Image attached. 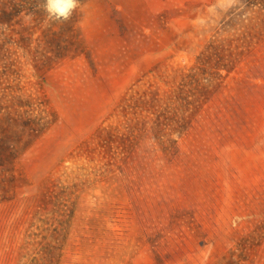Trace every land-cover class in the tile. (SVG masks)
I'll list each match as a JSON object with an SVG mask.
<instances>
[{"label":"rangeland","instance_id":"374dc122","mask_svg":"<svg viewBox=\"0 0 264 264\" xmlns=\"http://www.w3.org/2000/svg\"><path fill=\"white\" fill-rule=\"evenodd\" d=\"M246 1L43 0L37 27L0 11V147L17 153L0 264H264V0ZM197 66L184 134L107 142L125 99ZM41 110L33 133L20 120Z\"/></svg>","mask_w":264,"mask_h":264},{"label":"trees","instance_id":"16d2710c","mask_svg":"<svg viewBox=\"0 0 264 264\" xmlns=\"http://www.w3.org/2000/svg\"><path fill=\"white\" fill-rule=\"evenodd\" d=\"M77 1L85 2L86 0ZM42 5L43 0H0V11L8 19L4 24H10L9 27H11L13 24L29 17L36 27L42 26L45 20L41 9ZM74 21L70 20L72 28ZM211 49L214 52L216 51L213 46H211ZM213 55L214 53L204 55L203 61H207ZM202 65L204 66V64ZM204 74H206L205 68L197 66L183 77L182 82L174 90L161 92L150 85L145 90L135 91L129 98L125 99L121 107L123 120L121 129H118V132L117 129H111L107 142L111 143L114 142V139H120L126 144L127 142H136V145H138L144 139L150 138L160 144L169 142V137L173 134H184L187 130L186 120L189 112L197 108L201 102L204 90V84L202 83ZM32 111L34 112L36 109H32ZM42 114L43 111L41 110L39 117L32 118L29 115V117L22 118L20 121L33 133L41 132L45 129ZM16 158L17 153L14 148L0 147L1 170H6L7 166L13 163ZM6 193L7 191L0 186V202L7 199L5 197ZM247 240L249 239L247 238ZM246 246V241L240 243L237 250L243 252V248ZM231 254L232 256L237 255L236 251Z\"/></svg>","mask_w":264,"mask_h":264},{"label":"bare ground","instance_id":"6f19581e","mask_svg":"<svg viewBox=\"0 0 264 264\" xmlns=\"http://www.w3.org/2000/svg\"><path fill=\"white\" fill-rule=\"evenodd\" d=\"M62 10H63V11H65V10H66V8H65V7H62Z\"/></svg>","mask_w":264,"mask_h":264}]
</instances>
